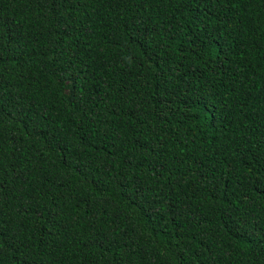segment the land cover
I'll return each mask as SVG.
<instances>
[{
    "label": "trees",
    "instance_id": "trees-1",
    "mask_svg": "<svg viewBox=\"0 0 264 264\" xmlns=\"http://www.w3.org/2000/svg\"><path fill=\"white\" fill-rule=\"evenodd\" d=\"M0 264H264V0H0Z\"/></svg>",
    "mask_w": 264,
    "mask_h": 264
}]
</instances>
